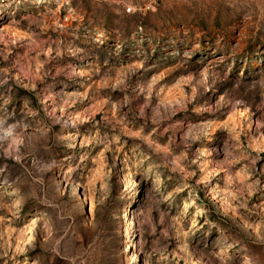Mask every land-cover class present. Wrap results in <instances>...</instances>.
<instances>
[{
	"label": "rangeland",
	"instance_id": "obj_1",
	"mask_svg": "<svg viewBox=\"0 0 264 264\" xmlns=\"http://www.w3.org/2000/svg\"><path fill=\"white\" fill-rule=\"evenodd\" d=\"M0 264H264V0H0Z\"/></svg>",
	"mask_w": 264,
	"mask_h": 264
}]
</instances>
